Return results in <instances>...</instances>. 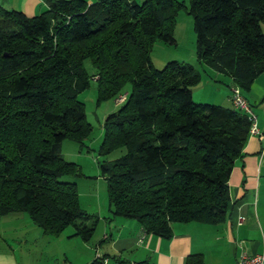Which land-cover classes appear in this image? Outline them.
<instances>
[{
	"label": "trees",
	"instance_id": "obj_1",
	"mask_svg": "<svg viewBox=\"0 0 264 264\" xmlns=\"http://www.w3.org/2000/svg\"><path fill=\"white\" fill-rule=\"evenodd\" d=\"M46 3L34 16L0 6V216L24 211L46 234L72 225L90 239L93 215L79 207L75 181L64 179L82 175L81 166L60 146L70 139L83 147L90 137L77 95L94 77L98 101L132 85L104 120L98 149L102 156L125 149L99 163L112 213L165 238L174 222L224 221L228 178L251 122L233 106L195 102L191 88L201 74L193 65L153 66V42L176 43L171 26L182 3ZM189 11L201 67L248 91L264 73V0H190Z\"/></svg>",
	"mask_w": 264,
	"mask_h": 264
},
{
	"label": "crops",
	"instance_id": "obj_2",
	"mask_svg": "<svg viewBox=\"0 0 264 264\" xmlns=\"http://www.w3.org/2000/svg\"><path fill=\"white\" fill-rule=\"evenodd\" d=\"M86 1L92 3L95 0ZM0 6L34 16L43 12L47 3L46 0H0ZM261 29L264 31V22L261 23ZM218 75H223V83H226L219 102L233 106L230 100L232 79L224 74ZM242 94L256 116L259 132L264 135V73L256 77L250 89L242 91ZM78 164L85 171L83 163ZM227 184L229 201L224 221L215 224L174 222L171 224L172 234L169 238L146 232L134 218L114 215L110 205L107 209L111 218L101 216L99 211L93 213L96 220L99 217L108 219L104 224L103 239L111 240V248L117 254L112 257L114 263L231 264L242 251L264 254V138L260 139L258 134L250 133L243 147V155L234 161ZM22 219L30 221L27 222L28 230L44 242L53 243L55 237H66L61 235L67 227L58 235H49L30 217L23 216ZM2 230L3 226L0 225V264H30L31 260L26 258L24 249L10 245V241L2 238ZM68 237L79 238L85 243L90 241L77 235L75 227ZM102 256L107 258L108 264V255Z\"/></svg>",
	"mask_w": 264,
	"mask_h": 264
},
{
	"label": "rangeland",
	"instance_id": "obj_3",
	"mask_svg": "<svg viewBox=\"0 0 264 264\" xmlns=\"http://www.w3.org/2000/svg\"><path fill=\"white\" fill-rule=\"evenodd\" d=\"M142 1L136 0L137 3H142ZM177 1L181 2L183 6L173 15L171 31L176 43L168 44L156 39L151 47L152 64L157 69H161L170 60L193 65L201 74L200 82L191 88L193 90V100L200 103L219 104L221 94L225 88L223 83L225 78L207 66L201 67L196 55L193 16L189 11L190 0ZM84 65L89 74L94 73V68L88 60L84 62ZM131 87V83L127 82L121 94L128 96ZM77 98L84 104L86 119L92 126V132L83 147L70 139L62 141L60 151L63 157L67 161L77 164L81 162L85 167V171L81 168L82 175L79 177L66 176L64 179L69 181H75L74 179H76L79 207L81 209L91 215L99 211V213H102L101 216L111 218L112 215H108L107 209L109 206L107 184L105 178L101 175L98 164L118 158L125 153V149H117L106 156L99 155L98 149L103 139L102 125L104 120L109 114L116 112L121 104L116 105L114 98L98 101L97 82L94 77H91L89 84L79 91ZM223 105L229 106L226 102ZM94 215L87 222L88 225L95 223L93 236L87 243L79 238L68 239V235L73 233L74 230L71 225L63 231L61 236H66L64 239L63 237H60L62 239L55 237L56 241L53 243L42 241L32 231L28 230L27 222L30 221L25 222L22 218L23 216L29 218V216L24 211L9 212L0 216V225L3 226L1 236L10 241V245L24 249L26 258L31 260L30 264H89L97 254L101 256L108 255V264H115L112 257L117 254L113 252V247L111 248V240L103 239V228L108 219L104 220L98 216L99 219L96 220Z\"/></svg>",
	"mask_w": 264,
	"mask_h": 264
},
{
	"label": "built area",
	"instance_id": "obj_4",
	"mask_svg": "<svg viewBox=\"0 0 264 264\" xmlns=\"http://www.w3.org/2000/svg\"><path fill=\"white\" fill-rule=\"evenodd\" d=\"M126 97V94H119L114 100L115 104H122L126 100ZM230 100L234 108L239 109L248 115L251 122L250 133L258 134L260 139L264 138V135H262L257 128L256 116L239 87L234 86L231 88ZM95 258L97 260L96 264H107V259L105 257L97 254ZM231 264H264V254H248L242 251L239 257Z\"/></svg>",
	"mask_w": 264,
	"mask_h": 264
}]
</instances>
